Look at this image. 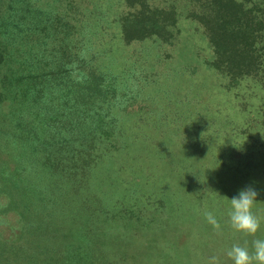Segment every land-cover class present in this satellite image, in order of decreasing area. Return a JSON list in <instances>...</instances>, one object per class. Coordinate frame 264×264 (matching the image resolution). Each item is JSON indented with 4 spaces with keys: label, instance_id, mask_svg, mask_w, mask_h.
<instances>
[{
    "label": "trees",
    "instance_id": "1",
    "mask_svg": "<svg viewBox=\"0 0 264 264\" xmlns=\"http://www.w3.org/2000/svg\"><path fill=\"white\" fill-rule=\"evenodd\" d=\"M245 1L204 0L202 5L203 27L229 77L249 73L257 30H248L263 22ZM31 4L0 0V165L15 164L1 184L12 205L23 207L19 233L10 241L0 239V264H209L213 255L220 264H231L226 250L246 241L250 247L254 237H240L227 214L213 210L206 197L174 201L163 191L152 200L145 190H157L135 180L130 191L120 181L108 185L87 176L85 182L91 152L104 139L106 113L99 115L92 102L103 74L88 71L76 82L79 92L62 84L67 60L76 56L74 23L39 17L25 23ZM141 12L129 27L141 32L162 27ZM50 42V48L40 46ZM96 183L98 194L86 191ZM201 203L207 210L197 209ZM207 211L216 215L219 228L206 221ZM256 236L264 238L261 229Z\"/></svg>",
    "mask_w": 264,
    "mask_h": 264
},
{
    "label": "rangeland",
    "instance_id": "2",
    "mask_svg": "<svg viewBox=\"0 0 264 264\" xmlns=\"http://www.w3.org/2000/svg\"><path fill=\"white\" fill-rule=\"evenodd\" d=\"M203 2L32 0L24 19L28 24L35 17L74 23L76 56L67 60L69 73L62 84L79 92L82 87L76 82L88 71L103 74L92 89V102L99 115L106 113L104 139L91 152L89 174L77 170L86 183L87 176L108 185L120 181L130 191L135 180L157 190H145L152 200L163 191L174 201L202 195L220 213H227L228 198L251 184L261 190L253 211L264 233V28L259 29L264 27V0L245 1L263 22L248 30H257L254 63L241 77L226 75L215 59L203 27ZM141 11L146 20L157 18L162 27L142 32L129 27ZM40 46L50 48L53 42ZM60 90L54 89L55 96ZM13 166V161L0 165V239L7 241L19 233L23 220V207L12 205L1 184V179L10 178L4 172H13ZM97 184L86 191L98 194ZM199 208L207 210L202 203Z\"/></svg>",
    "mask_w": 264,
    "mask_h": 264
},
{
    "label": "clouds",
    "instance_id": "3",
    "mask_svg": "<svg viewBox=\"0 0 264 264\" xmlns=\"http://www.w3.org/2000/svg\"><path fill=\"white\" fill-rule=\"evenodd\" d=\"M260 194L261 190L250 184L228 198L229 206L226 214L231 228L238 233L254 237L250 247L246 241L244 244L233 243L226 250L231 264H264V238L256 236L262 220L253 211ZM204 215L208 223L219 228V221L212 211H207ZM209 264H220L219 258L215 255L209 257Z\"/></svg>",
    "mask_w": 264,
    "mask_h": 264
}]
</instances>
